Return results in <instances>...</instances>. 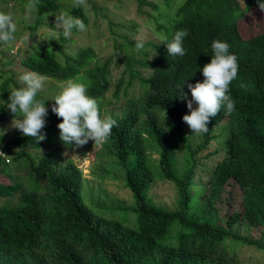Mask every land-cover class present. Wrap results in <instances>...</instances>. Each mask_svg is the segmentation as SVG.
<instances>
[{"label":"trees","instance_id":"16d2710c","mask_svg":"<svg viewBox=\"0 0 264 264\" xmlns=\"http://www.w3.org/2000/svg\"><path fill=\"white\" fill-rule=\"evenodd\" d=\"M62 2L39 0L35 25L26 29L36 34L44 16L57 13ZM260 3L264 0H184L173 18L157 14L155 28L163 34L162 42L147 43L138 51L141 59L135 58L134 42L123 44V74L129 79L118 80L113 98L117 101L135 79L141 94L128 99L126 93L127 110L113 117L118 126L103 147L110 166L124 172L122 181L135 205V228L95 215L84 202L82 171L71 160L62 163L64 152L74 149L59 138L57 125L62 118L51 111L55 101L45 103V140L37 143L16 133L7 141L2 151L9 164L0 156V199H18L13 205L9 201L0 205V264H236L227 241L260 246L220 228L221 223L228 228H264V30L244 37L238 28L246 13L261 10ZM170 4L171 0L164 1L165 7ZM69 14L87 24L80 7L74 6ZM178 30L188 31L183 42L186 54L172 57L165 43ZM214 40L228 43L239 63L238 77L230 84L235 111L227 115L222 107L210 119L202 141L192 148L184 128L188 108L182 96L191 95L189 83L204 81L202 69L211 61ZM37 49L19 60L20 67L60 82L83 75L87 94L98 101L102 114L100 98L109 89L110 60L93 68L91 48H80L63 62L48 47ZM148 49L155 56L151 58ZM10 82L19 88L13 78H7L1 83L0 99L10 95ZM7 117L8 108H1L0 122ZM225 119L229 129L223 146L208 152L218 139L215 127ZM0 141L5 143L1 136ZM43 148L41 154L29 153ZM181 149L183 167L177 158ZM212 157L217 160L211 165L207 188L196 192L195 168ZM20 158L23 166L16 170H23L22 179L8 166ZM159 181L174 185L175 209H165L150 198L151 185Z\"/></svg>","mask_w":264,"mask_h":264},{"label":"rangeland","instance_id":"374dc122","mask_svg":"<svg viewBox=\"0 0 264 264\" xmlns=\"http://www.w3.org/2000/svg\"><path fill=\"white\" fill-rule=\"evenodd\" d=\"M142 1L143 4H139ZM164 1L87 0V7H80L87 17V30L84 32L73 30L71 37L66 39L61 32L55 29V15L61 13L69 14V11L74 7V0H64L57 13L45 15L36 34L26 29V26H30L31 24L35 25L34 20L36 17L35 11L30 15L26 11L25 6L28 0H0V11L10 14L13 17L17 25L15 35L16 38L19 37L10 46L0 44V86L7 78H13L16 85L19 88L22 87L23 85L19 77L28 70L20 67L18 62L28 54H35L39 47H48L62 62L65 56L73 55L80 48H91L95 57L89 62L90 67H101L106 60H110L109 89L100 98V102L104 108L102 116H110L108 114L122 115L127 110L126 93L128 99H137L141 94V87L139 86L138 80L135 79L133 86L126 93L125 90L120 92L117 101L113 98L118 80L121 77L126 81L129 79V75L123 74L125 68L124 60L126 58L125 51L122 48L123 44L126 42H134L136 44L138 37L145 38V45L147 43L150 44L149 42H162L163 34L157 32L154 19L160 13L173 18L174 13L184 0H171L169 7L164 6ZM151 5L158 6L159 10L153 9ZM159 22H165V20L162 18L159 19ZM238 28L244 37L263 31L264 11L252 9L239 21ZM125 37L128 39L127 41H124ZM134 52L136 53L135 58L137 60L141 59V55L136 48H134ZM148 52L150 57L155 56V51L152 49H148ZM150 57L148 58L150 59ZM118 60L122 62L117 64ZM142 61L148 63V61ZM78 78V82L85 83L83 75H78ZM63 83L58 80L47 79L43 90L38 93L37 99H41L45 103L54 101L55 97L60 94ZM9 86L11 90L16 88L12 82H10ZM186 95L187 99L190 100L191 95ZM8 98L9 95L7 98L0 99V109L6 107V104L9 102ZM196 107L198 105L193 103V108ZM188 115H190L189 109ZM14 118V114L8 109V117L0 122V136L5 140L4 144L0 141L1 151L5 149V144L13 135L22 133L12 125ZM17 118H19V115ZM226 119L215 127L214 134H219L218 139L212 142V146L208 152L223 146L222 140L228 136L229 129V123ZM184 128L189 133L190 145L192 148H195L202 141V134L193 133L186 123ZM42 152H44V148L41 151H29L33 155L41 154ZM184 156L183 149L177 152L179 166L183 167ZM152 157L156 159V153H152ZM68 160H71L82 171V196L84 202L92 209L93 213L102 218L123 222L128 227L135 228V205L131 192L125 188V184L122 181L124 172L120 167L114 166V164L110 166L111 160L103 145H94V141L89 140L86 145L80 148L65 151L62 159L63 165L67 164ZM216 160L217 158L212 157L209 162H206V165L200 164L196 166L193 179L196 192H202L207 188V180L212 169L211 165ZM8 166L14 175H18L20 179L24 177L23 170H16V168L23 166L22 158L18 159V162L15 159V163L11 162V165ZM148 194L153 203L168 210L176 208L177 192L172 183L155 182L151 185ZM17 199V197L2 198L0 199V205L7 201L13 205ZM174 226L176 231L179 226L177 223ZM220 228L230 231L236 236L250 239L260 244V246H256L248 244L247 241L246 243L235 240L227 241V246L235 252L236 264H264L263 227L257 230L239 225L228 228L221 223Z\"/></svg>","mask_w":264,"mask_h":264},{"label":"clouds","instance_id":"9594fccd","mask_svg":"<svg viewBox=\"0 0 264 264\" xmlns=\"http://www.w3.org/2000/svg\"><path fill=\"white\" fill-rule=\"evenodd\" d=\"M38 5L39 0H28L25 6L28 14L36 11ZM74 6L86 8L87 0H74ZM259 6L264 11V3H260ZM55 16V29L66 39L71 37L73 30L79 32L87 30L84 20L79 17L68 13ZM16 31L17 25L13 17L0 11V44L10 46L16 40ZM187 36V30H178L172 41L165 43L169 56L183 57L186 54L183 42ZM135 48L137 51L144 50V37L137 38ZM229 48L230 45L226 42L220 40L212 42L211 61L202 69L204 81L187 85L191 93L190 100L186 94L182 96L187 100V108L190 110V115H184L183 121L195 134L207 133L210 119L216 117L222 107L226 109L227 115L235 111V101L230 95V84L238 77L239 63L237 57L229 52ZM47 79L37 72L25 71L19 77L23 86L10 91L9 102L6 104L15 117L12 125L24 136L34 138L37 143L46 139L43 129L48 109L45 101L37 99V96L43 90ZM78 80V77L69 79L61 85L62 90L55 97V104L51 108L58 118H62V122L57 125L60 130L59 138L66 147L73 149L86 145L89 140L94 141V145L102 146L110 139L113 127L118 126L117 120L113 118L118 115L102 116L104 108L101 114L98 101L87 94L88 86ZM241 88L246 89L247 85L241 84ZM193 103L198 107L193 108ZM0 156L9 164V158L1 150Z\"/></svg>","mask_w":264,"mask_h":264},{"label":"built area","instance_id":"2783aa9c","mask_svg":"<svg viewBox=\"0 0 264 264\" xmlns=\"http://www.w3.org/2000/svg\"><path fill=\"white\" fill-rule=\"evenodd\" d=\"M2 157L4 158V155H2Z\"/></svg>","mask_w":264,"mask_h":264}]
</instances>
